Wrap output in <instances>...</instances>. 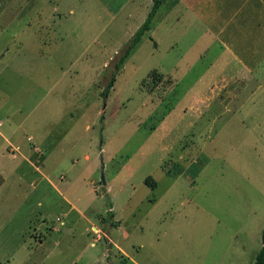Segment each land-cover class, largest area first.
<instances>
[{
	"label": "rangeland",
	"instance_id": "374dc122",
	"mask_svg": "<svg viewBox=\"0 0 264 264\" xmlns=\"http://www.w3.org/2000/svg\"><path fill=\"white\" fill-rule=\"evenodd\" d=\"M151 2L0 0V264H254L260 106L198 114L214 52L169 2L116 72Z\"/></svg>",
	"mask_w": 264,
	"mask_h": 264
},
{
	"label": "crops",
	"instance_id": "0c3cea01",
	"mask_svg": "<svg viewBox=\"0 0 264 264\" xmlns=\"http://www.w3.org/2000/svg\"><path fill=\"white\" fill-rule=\"evenodd\" d=\"M164 2H169V7L175 12L177 7L176 20L182 19L186 27L198 35L197 40H204L205 45L198 50V58L214 52L216 78L208 84L207 91L212 95L200 97L198 114L202 115V110L213 102L227 107L235 104L238 94L248 90V102L253 106L259 105L261 109L256 112V122L264 123V0ZM212 64L208 62L207 65ZM176 68L175 64L173 69ZM257 91L263 93L262 99H254ZM226 92L229 95L225 96ZM223 94L224 97L220 98ZM245 105L247 102L237 101L235 109L239 111Z\"/></svg>",
	"mask_w": 264,
	"mask_h": 264
},
{
	"label": "trees",
	"instance_id": "16d2710c",
	"mask_svg": "<svg viewBox=\"0 0 264 264\" xmlns=\"http://www.w3.org/2000/svg\"><path fill=\"white\" fill-rule=\"evenodd\" d=\"M164 1L165 0H152L150 10L148 11V14H147L145 20L140 25V27L137 29V31L134 33V35L131 37L128 44L125 46V48L119 54L117 61L114 63V70H116V72L118 70H120V68L123 66L124 62L129 57L132 50L134 49L136 44L140 41V39L145 34V32H147L151 28L152 20L156 14L158 8L161 6V4ZM115 75H116L115 73L111 74L110 79L108 81V84L105 86L103 93H106L111 88V86L113 85V83L115 81ZM156 80L158 81L159 79H156ZM144 182L147 185H149L151 188H154L156 185L155 180L150 175H148L145 178ZM111 208L112 207H111V203H110V204H108V209H109V214H110L109 216L112 215L111 214ZM254 264H264V226L261 230V246H260V249L255 256Z\"/></svg>",
	"mask_w": 264,
	"mask_h": 264
},
{
	"label": "water",
	"instance_id": "95a60500",
	"mask_svg": "<svg viewBox=\"0 0 264 264\" xmlns=\"http://www.w3.org/2000/svg\"><path fill=\"white\" fill-rule=\"evenodd\" d=\"M102 179H103V175H102Z\"/></svg>",
	"mask_w": 264,
	"mask_h": 264
}]
</instances>
